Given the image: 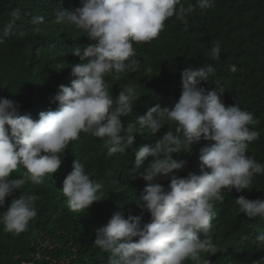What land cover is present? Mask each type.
I'll use <instances>...</instances> for the list:
<instances>
[{"label": "clouds", "instance_id": "1", "mask_svg": "<svg viewBox=\"0 0 264 264\" xmlns=\"http://www.w3.org/2000/svg\"><path fill=\"white\" fill-rule=\"evenodd\" d=\"M214 6L215 0H82L75 12L56 13V24L74 27L91 42L72 50L73 61L67 68L75 79L70 86L52 88L38 119L20 115L18 102L0 98V209H5L0 224L5 232H27L38 214L36 195L21 193L5 207L8 198L27 185L48 191L64 163L61 154L81 133L102 139L112 156L132 149L137 135L147 132L156 137L165 126L174 125L175 130H168L154 145L136 147L132 179L111 163L106 175L112 172L117 189L140 184L139 195L144 194L136 203L142 212L127 218L123 213L102 215L94 244L108 254L107 264H200L202 253H216L212 221L215 202L224 199L222 190L251 191L254 178L264 174V164L248 155L249 145L260 137L252 127L257 122L253 114L238 104L226 106L223 90L201 87L215 75L212 64L183 69L181 95L173 106L157 104L127 124L122 118L133 112L137 88L125 85L113 95L105 80L138 70L134 43L157 39L170 18L186 24L197 10ZM221 51L220 43L214 42L211 59L219 61ZM230 70L237 69L232 65ZM56 103L58 109L48 111ZM201 139L211 143L200 150V174L179 177L187 164L180 154L191 153ZM94 175L76 159L63 186L57 185L56 196L48 195L56 208L57 204L66 207L65 217L57 214L62 219L59 227L70 240L76 221L87 215L97 220L92 206L102 200L103 183ZM235 203L249 219L264 221V199L241 195ZM144 211L150 214L148 222ZM254 243L264 249V231Z\"/></svg>", "mask_w": 264, "mask_h": 264}, {"label": "trees", "instance_id": "2", "mask_svg": "<svg viewBox=\"0 0 264 264\" xmlns=\"http://www.w3.org/2000/svg\"><path fill=\"white\" fill-rule=\"evenodd\" d=\"M81 6L82 0H0V98L18 102L20 115L38 119L52 88L70 86L75 79L67 68L73 61L72 50L91 41L74 27L54 21L58 11L75 12ZM214 42L221 45L219 61H213L209 55ZM133 46L140 62L139 69L122 73L120 79L105 78L113 95H118L125 85L137 88L139 98L134 102L133 112L122 118L125 124L138 115H145L157 104L173 106L181 95V71L188 66L212 64L216 68L215 75L201 87L206 91L223 90L226 106L238 104L253 114L257 122L252 127L260 137L249 145L248 155L264 164V0H215L214 8L197 10L187 18L186 24L170 18L157 39ZM232 65L237 69L235 72L230 70ZM58 107V103L52 104L48 111ZM168 130L174 131L175 126H165L156 137L147 132L137 135L132 149L112 156H108L102 139L81 133L61 154L64 163L54 173L57 177L48 191L27 185L6 201L5 207L21 193L34 194L38 197L35 201L38 214L29 230L19 235L5 232L0 224V264H107L108 254L94 244L95 230L100 226L102 215L123 213L125 218L129 214L140 215L142 210L136 201L144 193L139 195L140 184L129 187L130 190L117 189L112 172L111 175L106 173L114 162L132 179L131 165L136 147L145 143L154 145ZM210 143L201 139L192 145L191 153L180 154L179 158L187 164L177 173L179 177L200 174V150ZM76 159L103 183V190L102 200L92 206L97 220L87 215L76 221L70 240L60 229L62 219L57 214L58 211L65 217L66 207L56 203L57 209L53 197L48 195L56 196L57 185L63 186ZM222 195L224 199L215 202L217 213L212 221L217 251L211 255L202 253L200 264L204 261L210 264L261 261L264 264V249L254 243L255 237L264 231V221L249 219L239 212L235 203L241 195L251 200L264 199V174L254 178L251 191L224 189ZM3 211L5 209H0V213ZM143 215L145 222L150 221L149 213L144 211ZM187 264L196 262L188 261Z\"/></svg>", "mask_w": 264, "mask_h": 264}]
</instances>
